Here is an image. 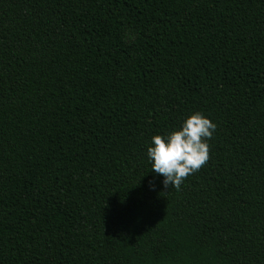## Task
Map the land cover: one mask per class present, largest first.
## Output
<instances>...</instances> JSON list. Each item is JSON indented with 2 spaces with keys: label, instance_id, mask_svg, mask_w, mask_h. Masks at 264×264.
I'll return each mask as SVG.
<instances>
[{
  "label": "trees",
  "instance_id": "16d2710c",
  "mask_svg": "<svg viewBox=\"0 0 264 264\" xmlns=\"http://www.w3.org/2000/svg\"><path fill=\"white\" fill-rule=\"evenodd\" d=\"M0 264H264V0H0Z\"/></svg>",
  "mask_w": 264,
  "mask_h": 264
},
{
  "label": "clouds",
  "instance_id": "9594fccd",
  "mask_svg": "<svg viewBox=\"0 0 264 264\" xmlns=\"http://www.w3.org/2000/svg\"><path fill=\"white\" fill-rule=\"evenodd\" d=\"M215 127L202 113L194 112L182 120L179 128L151 137L147 159L151 170L162 177L164 188H178L186 176L206 163L207 139Z\"/></svg>",
  "mask_w": 264,
  "mask_h": 264
}]
</instances>
